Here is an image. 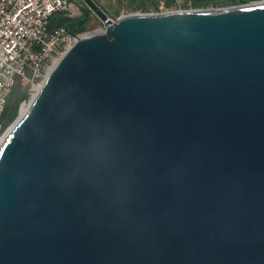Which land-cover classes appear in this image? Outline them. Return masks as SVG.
<instances>
[{"label":"water","instance_id":"1","mask_svg":"<svg viewBox=\"0 0 264 264\" xmlns=\"http://www.w3.org/2000/svg\"><path fill=\"white\" fill-rule=\"evenodd\" d=\"M83 1L0 141V264H264V0Z\"/></svg>","mask_w":264,"mask_h":264},{"label":"built area","instance_id":"2","mask_svg":"<svg viewBox=\"0 0 264 264\" xmlns=\"http://www.w3.org/2000/svg\"><path fill=\"white\" fill-rule=\"evenodd\" d=\"M71 4L72 0H0V116L15 85H31L33 96L52 66L85 33H71L64 25L50 27L52 16L70 11Z\"/></svg>","mask_w":264,"mask_h":264},{"label":"rangeland","instance_id":"3","mask_svg":"<svg viewBox=\"0 0 264 264\" xmlns=\"http://www.w3.org/2000/svg\"><path fill=\"white\" fill-rule=\"evenodd\" d=\"M106 11L114 17L120 16L122 14L130 12H156V11H168L177 9H194V8H215V7H226L232 5L249 4L257 2L259 0H213L210 3H171V4H160L154 3V0H97ZM74 7L75 3L81 4L85 7L84 10L79 6L81 13H84L86 9L90 10V7L83 0H72ZM77 7V6H76ZM92 11V10H91ZM93 14L89 16V20L86 23V28L83 32H92L99 26L104 27L105 24L102 20L92 11ZM29 86L25 88V98L22 99L18 105L16 112L12 115V112H8L6 116L0 119V139L3 138L2 135L8 130V128L14 123V121L21 115L22 108L24 105L29 104L32 99V94L29 91Z\"/></svg>","mask_w":264,"mask_h":264},{"label":"trees","instance_id":"4","mask_svg":"<svg viewBox=\"0 0 264 264\" xmlns=\"http://www.w3.org/2000/svg\"><path fill=\"white\" fill-rule=\"evenodd\" d=\"M146 1H148V0H146ZM211 1H213V0H192V2H194V3H210ZM152 2L156 3L157 1L154 0ZM157 3H159V2H157ZM167 3L168 4H171V3L176 4V2L173 0H168ZM91 13H92L91 9L90 10L86 9V11H84L83 15L78 19L70 17L68 15H63V14L58 15L56 17L52 16L53 18H51V20H50V27H57L60 25H64L68 28L69 31H72L73 33L83 32L86 28V23L89 20V16L91 15ZM19 102H20V100H17L14 108L11 110V111H13L12 115L16 112L17 105Z\"/></svg>","mask_w":264,"mask_h":264},{"label":"flooded vegetation","instance_id":"5","mask_svg":"<svg viewBox=\"0 0 264 264\" xmlns=\"http://www.w3.org/2000/svg\"><path fill=\"white\" fill-rule=\"evenodd\" d=\"M25 88L26 86L21 83L13 87L8 103H7V106H6L7 108H6L4 116H6L8 112H11L17 100H20V101L22 100L23 95H25Z\"/></svg>","mask_w":264,"mask_h":264},{"label":"crops","instance_id":"6","mask_svg":"<svg viewBox=\"0 0 264 264\" xmlns=\"http://www.w3.org/2000/svg\"><path fill=\"white\" fill-rule=\"evenodd\" d=\"M101 3L103 4V2H101ZM75 5L77 7L76 6L74 7L73 2H72L71 6H70V11H66V10L58 11V12H56L53 15V17H56L58 15L63 14V15H68V16L73 17V18H76V19L80 18L83 15V13L80 12V10H79L78 7L81 6V9L83 10V5L78 4V3H75ZM91 14H93V13H91Z\"/></svg>","mask_w":264,"mask_h":264},{"label":"bare ground","instance_id":"7","mask_svg":"<svg viewBox=\"0 0 264 264\" xmlns=\"http://www.w3.org/2000/svg\"><path fill=\"white\" fill-rule=\"evenodd\" d=\"M255 3V2H254ZM28 106L27 105H24L23 108H22V113L25 111V109L27 108ZM2 139V138H1ZM0 139V141H1Z\"/></svg>","mask_w":264,"mask_h":264}]
</instances>
